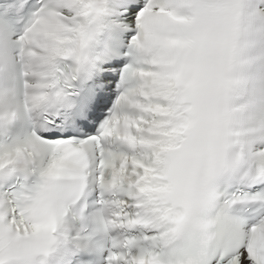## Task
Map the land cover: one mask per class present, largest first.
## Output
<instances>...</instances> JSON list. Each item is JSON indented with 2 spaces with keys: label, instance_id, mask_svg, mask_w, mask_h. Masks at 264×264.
Wrapping results in <instances>:
<instances>
[{
  "label": "snow or ice",
  "instance_id": "1",
  "mask_svg": "<svg viewBox=\"0 0 264 264\" xmlns=\"http://www.w3.org/2000/svg\"><path fill=\"white\" fill-rule=\"evenodd\" d=\"M0 264H264V0H0Z\"/></svg>",
  "mask_w": 264,
  "mask_h": 264
}]
</instances>
